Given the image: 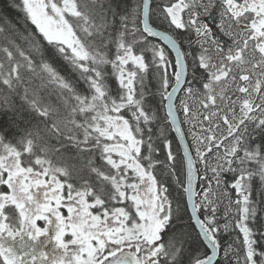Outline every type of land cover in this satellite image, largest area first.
Instances as JSON below:
<instances>
[{
  "label": "snow or ice",
  "instance_id": "snow-or-ice-1",
  "mask_svg": "<svg viewBox=\"0 0 264 264\" xmlns=\"http://www.w3.org/2000/svg\"><path fill=\"white\" fill-rule=\"evenodd\" d=\"M10 7L0 264H264V0Z\"/></svg>",
  "mask_w": 264,
  "mask_h": 264
},
{
  "label": "trees",
  "instance_id": "trees-1",
  "mask_svg": "<svg viewBox=\"0 0 264 264\" xmlns=\"http://www.w3.org/2000/svg\"><path fill=\"white\" fill-rule=\"evenodd\" d=\"M126 2L130 4L131 0H126ZM10 4H11V0H0V14L6 15L13 23H17L18 18H19V13L14 11L10 7ZM17 26L21 27L18 23H17ZM223 239H228V237L225 236Z\"/></svg>",
  "mask_w": 264,
  "mask_h": 264
},
{
  "label": "flooded vegetation",
  "instance_id": "flooded-vegetation-1",
  "mask_svg": "<svg viewBox=\"0 0 264 264\" xmlns=\"http://www.w3.org/2000/svg\"><path fill=\"white\" fill-rule=\"evenodd\" d=\"M41 226H43V222H38Z\"/></svg>",
  "mask_w": 264,
  "mask_h": 264
}]
</instances>
